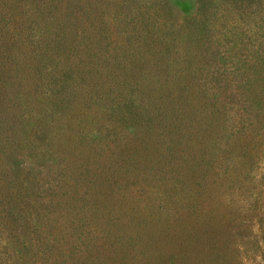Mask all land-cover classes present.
I'll list each match as a JSON object with an SVG mask.
<instances>
[{"label":"rangeland","instance_id":"obj_1","mask_svg":"<svg viewBox=\"0 0 264 264\" xmlns=\"http://www.w3.org/2000/svg\"><path fill=\"white\" fill-rule=\"evenodd\" d=\"M258 48L264 0H0V264H264V123L195 99Z\"/></svg>","mask_w":264,"mask_h":264},{"label":"trees","instance_id":"obj_2","mask_svg":"<svg viewBox=\"0 0 264 264\" xmlns=\"http://www.w3.org/2000/svg\"><path fill=\"white\" fill-rule=\"evenodd\" d=\"M244 34L246 35V32H244ZM169 46L171 48V43H168L166 49H169ZM255 52L260 57L259 61L261 62V66H258L256 64L251 65L245 59L241 58V54L237 53L235 55L237 65L234 66V70H232V72L234 71L235 75L237 74L239 83L238 86L231 89V95L233 96V99H230L228 103L229 106L227 107L228 110L235 111L234 117L226 116L224 114V106H222L221 108L218 107L220 98L222 97L220 91L221 89L226 90L227 88H222L219 85L216 88L210 87L209 85L207 86L206 79H203V82L200 79L199 83L197 84L199 93L198 98L197 96H195V99H198V101L201 102V107L203 106L205 112L209 111L212 122L220 120L223 116L225 117V120L227 122H230L228 123L230 130H226V133L230 134L233 138H235L237 135H241L244 137L246 136L245 138L248 139L252 136V134H254V127H257V125L259 124L263 126L264 123V51H261V49L258 48ZM104 62L107 64V66L110 65V62H108L106 59H104ZM0 69H2V71H0V76L5 75V63H3L2 66L0 65ZM113 70L114 69H112V71ZM213 74H219L223 77L225 74V70L221 72V68H219L217 71L213 72ZM191 89L193 88L191 87ZM0 93L2 94L1 91ZM187 94L191 96L192 91L188 89ZM220 115L222 116L219 117ZM224 127L225 125H223V128ZM0 132H2L1 124ZM5 156V148L0 143L1 164L4 163ZM5 173L6 170H0V177L5 176ZM52 222H55V220H52Z\"/></svg>","mask_w":264,"mask_h":264}]
</instances>
